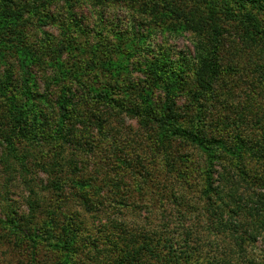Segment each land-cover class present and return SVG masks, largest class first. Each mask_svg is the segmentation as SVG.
Returning a JSON list of instances; mask_svg holds the SVG:
<instances>
[{
	"label": "trees",
	"instance_id": "obj_1",
	"mask_svg": "<svg viewBox=\"0 0 264 264\" xmlns=\"http://www.w3.org/2000/svg\"><path fill=\"white\" fill-rule=\"evenodd\" d=\"M83 1L0 0V62L17 57L23 73L16 80L10 68L0 70L2 164L14 172L26 170L31 151L27 142L41 144L50 138L56 150L53 163L47 162L53 164L51 172L46 162H40L49 173L41 183L55 198L48 204L31 189L29 217L18 218L11 211L6 221L0 219L1 229L11 230L20 241L17 264L25 254L26 264H46L45 259L38 260L43 241L53 243L49 246L59 259L56 264H264V175L257 168L264 166V138H243L240 133L222 138L223 132L209 134L202 126L209 118L208 105L219 101L225 122L213 112L211 121L231 130L225 113L234 77L245 73L252 80L246 79L247 84L264 81V0H85L101 9L100 16L108 6L128 5L150 16L151 30L196 36L195 66L186 58L154 60L143 55L144 80L122 75L130 58L141 52L145 36L115 32L114 44L102 39L93 43L80 34L77 9ZM60 4L67 17L49 12L48 7ZM47 10L43 15L63 34L56 43L33 48L26 44L27 28L34 23L30 19ZM202 42L206 50L199 49ZM88 49L91 54H86ZM106 52L113 54L103 62ZM65 54L88 56L78 67L66 63ZM98 70L112 76L91 78L89 72ZM119 89L136 103L127 113L153 129L154 137L127 138L123 143L88 138L87 129L79 130L72 122L78 115L85 122L92 104L115 103ZM221 96L227 99L221 101ZM181 99L189 101L185 112ZM70 148L78 155L104 158L113 149L118 168L101 177L84 174L75 164L64 176L69 165L64 154ZM57 163H62L60 170ZM74 174L90 182L76 181ZM123 179H135L141 185L137 191L158 196L159 201L150 202L154 219L138 216L124 221L120 212L112 214L114 206L108 209L106 199L119 205L124 202L116 201L118 196L130 200L127 189L121 192ZM110 183L120 189L106 188ZM158 204L161 207L155 210ZM47 263L54 264L49 259Z\"/></svg>",
	"mask_w": 264,
	"mask_h": 264
},
{
	"label": "rangeland",
	"instance_id": "obj_2",
	"mask_svg": "<svg viewBox=\"0 0 264 264\" xmlns=\"http://www.w3.org/2000/svg\"><path fill=\"white\" fill-rule=\"evenodd\" d=\"M48 8L49 12L52 11L54 12L53 14L56 13V16L59 14L61 18L64 16L67 17V11L62 4L59 6L53 5L51 8ZM42 10L45 9L42 8ZM48 10L42 11L37 16L31 17L30 19L34 23L27 28L26 44L33 48H40L45 43L51 45L53 41L56 43L63 34L62 30L59 29L54 22L51 23L50 19L43 15L45 12H48ZM99 10L101 11L98 6H95L88 1H85L77 9L78 19L83 28V32H80V34H87L93 43L98 42L100 39L106 44L117 42L115 32H123L130 35L136 33L137 36L143 35L146 38L145 43L139 45V47L142 48L141 52L134 57H131L130 62L126 63L128 70L123 73L122 78H142V80H144L145 76L140 69H143L145 65L143 62V55L154 60L168 57L171 61H181V58H186L189 60L188 63H190V65L194 64L195 66L197 62L195 58L198 53V47H196L195 43L197 38L196 36H193L191 32H184L181 35H177L166 30L161 32L162 28L151 30L153 21L150 19V16L143 15L140 12H137L134 8H130L128 5L116 4L108 6L104 16L98 15ZM58 20L59 19L57 18V21L55 22H58ZM104 27L105 30L103 29ZM99 30L102 32L101 34L103 36L95 35ZM199 47L200 50H206L205 48L207 45H205V42H202ZM88 50L89 51L86 54H91V49ZM106 53L107 54L104 55L101 60L103 62H108L109 55L113 54ZM85 56L88 55L81 56L78 54L70 56L65 54L63 58L66 60V63L68 62L70 65L76 64L79 67L84 66L85 60L83 58H85ZM115 59L118 60L117 58ZM174 66L177 67L175 63ZM6 68V72L11 69L16 80H18L20 75L23 74L21 73L22 70L20 68L19 58L17 57L5 58V63L4 61L0 62V70L5 71ZM115 68L116 67L113 69ZM89 75L91 78L96 75H98L99 78H109L112 76L110 71L108 73L107 71L103 73V70L90 71ZM238 77L239 78L232 77L233 81H230V85L232 84L234 86L233 89L229 91V99L227 101L230 102V106L228 108L229 111L225 113L229 116L226 122L231 124L229 125L231 130H228L225 124H221L218 121H211L212 118L218 115L220 117V122L221 120L222 122H225V120L222 119L225 118L224 113H222L224 108L219 106V101H213L215 104L214 107L208 105L207 110L210 111L211 109V111L205 125L203 124L202 126H204L209 134L216 135L218 132H223L224 136L222 138H232L229 134L233 133L243 134V138H264V81L263 83L254 81V83L247 84L246 79L252 81L248 75L241 73ZM140 79L137 81L139 82ZM227 79H231V77H227ZM238 79H241V81ZM125 81L127 82V80ZM121 90L122 89L116 90V96H114L116 102L112 105H105L102 102L92 104L89 108L90 111L87 112L89 118L85 120V122L81 119V115H78L77 117L74 116L72 122H75V126L78 127L79 130H85L86 128L87 136L90 134V137L88 138H116L118 142L123 143L127 138L154 137L153 129L142 123L135 115L127 113L128 109L136 108V103L134 100H130L128 97L123 96V91ZM14 93L17 95V92ZM224 99L227 98L221 96V101ZM188 102V99L180 100V106H182L183 112H185L183 107H186L185 105H188ZM195 110L197 111L198 108ZM212 112L215 116L211 115ZM81 120L82 123L80 122ZM235 126L237 129H234ZM165 134L166 138H169V134L167 132ZM52 142L53 140L50 138H43L41 144H37L36 142L31 144L28 142L25 143V145L31 150L29 154H27V157L29 158L28 170V167L26 170L21 169L18 171L17 169V172L8 170L9 168L2 164L0 158V219L6 221L8 219L7 216L11 211L17 212L18 218L29 217L30 200L32 199L30 198L31 189L39 191V197H42L44 199L43 201L48 204H50L51 197L55 198V193L45 188V182L41 183V180H47L49 178V173L43 171L44 169L42 170L40 166V162H46L49 172L52 171L51 166L53 164L49 166L47 163L48 161H53L56 151L54 149L55 144ZM32 144L35 145L33 148L31 147ZM72 152L77 151H73V149L70 148L64 154L66 155L65 161L69 164L65 167L64 172H62L64 176L68 175L71 171L70 167L75 164L81 169L82 173L88 175L91 174L92 176H96V173H98L101 177L102 175L105 176L104 173L110 175L114 174L115 169L118 168L113 161L116 158L113 149H109L107 152L109 156L106 155L105 158L101 155L90 156L85 152L80 153V155H78L77 152V156H75ZM61 156L63 157V155ZM105 161H107V163H105ZM61 164L62 163H57L56 168ZM249 165L250 169L255 168L254 164ZM58 168L60 170L62 166H59ZM257 168L260 169L259 174L263 176L264 166L259 165ZM75 180L82 182L87 179L85 178L83 180L76 177ZM123 180H125V182L121 185V192H125L127 189L130 200L128 198L125 200L124 197L118 196L115 200L124 202L123 205H119L114 201V203H110L109 199H106L105 204H109L108 209L110 210V207L114 206L115 210L113 209L114 211L112 214L118 215V212H120L119 219L124 221L133 220L138 216H146L151 220L154 219L155 215L151 212L153 207L150 202L153 201L156 203L159 201L158 196H155L154 192H151L150 190H144L143 193L137 191V188L141 185H138L135 179L130 181L127 179ZM87 181L90 182L89 180ZM110 184L112 185H108L106 188L111 190H116V188L120 189V187H116V184ZM131 196H134L135 200L131 199ZM111 198H113V195H111ZM160 207V204L156 205L155 210H158ZM92 220V218H88L87 222H89L87 224L92 225ZM0 235L4 236L3 239H0V264H17L22 250L19 245L20 241L15 239L16 235L11 230L6 228L3 231L1 226ZM46 244L47 243L44 241L43 244H41L42 250L40 251L38 260L45 259V263L48 264L47 260L49 259L56 264L59 259H57L56 253H52V248L49 246V244L53 243ZM26 258L27 254H25L22 264H26ZM28 260L29 257L27 258V263Z\"/></svg>",
	"mask_w": 264,
	"mask_h": 264
}]
</instances>
